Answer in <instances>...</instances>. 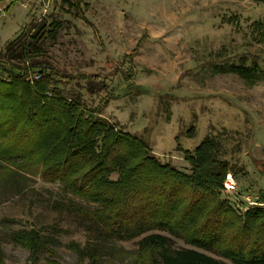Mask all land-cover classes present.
I'll return each mask as SVG.
<instances>
[{
  "label": "rangeland",
  "instance_id": "rangeland-1",
  "mask_svg": "<svg viewBox=\"0 0 264 264\" xmlns=\"http://www.w3.org/2000/svg\"><path fill=\"white\" fill-rule=\"evenodd\" d=\"M10 2L0 0V60L20 63L22 47L33 54L34 46L40 50L34 59L60 74L104 77L116 96L106 103L108 91H89L84 81L60 88L65 97L80 93L84 110L97 109L119 131L141 137L160 163L179 171L190 173V166L177 147L192 151L205 136H214L236 172L226 174L217 190L220 199L238 216L264 207V43L252 26L264 17V0H17L6 11ZM53 22L60 24L55 38L48 35ZM130 54L139 89L125 96L122 77ZM240 61L256 62L258 78L247 82L215 70ZM33 77H28L30 85ZM116 179V173L110 175ZM16 186L13 191L0 186L4 263L30 264L28 250L10 235L35 229L42 230L54 255L42 250L34 264H86L69 248L85 244L83 223L52 205L93 206L40 176H21ZM154 233L167 237L174 249L190 248L164 232ZM138 240L92 244L102 247L104 264H127Z\"/></svg>",
  "mask_w": 264,
  "mask_h": 264
},
{
  "label": "trees",
  "instance_id": "trees-1",
  "mask_svg": "<svg viewBox=\"0 0 264 264\" xmlns=\"http://www.w3.org/2000/svg\"><path fill=\"white\" fill-rule=\"evenodd\" d=\"M66 4L72 7L71 1ZM52 24L48 35L55 38L60 24ZM252 26L264 43V17ZM23 47L20 63L0 60V186L13 191L19 177L40 176L60 183L66 196L93 206L71 201L52 205L83 223L85 244L69 247L80 262L104 264L102 247L92 243L139 238L127 264H226L201 251L229 264H264V207L238 216L220 199L217 190L226 174L236 172L223 158L218 139L205 136L192 151L177 147L190 173L162 164L141 137L119 131L101 119L97 109L84 110L80 93L65 97L60 88L84 81L89 91H108L102 99L106 103L116 96L104 77L60 74L34 59L38 48L32 46L33 54H25ZM132 54L127 55L122 77L125 96L139 89L133 84ZM215 70L253 82L261 69L254 61L249 65L240 61L216 65ZM33 75L39 78L30 85L28 77ZM113 173L117 174L114 181L110 180ZM260 200L264 203L262 196ZM41 231L19 230L10 235L15 244L28 250L30 264L42 250L54 255ZM154 231L190 248L174 249L167 237ZM0 264H5L1 249Z\"/></svg>",
  "mask_w": 264,
  "mask_h": 264
},
{
  "label": "built area",
  "instance_id": "built-area-1",
  "mask_svg": "<svg viewBox=\"0 0 264 264\" xmlns=\"http://www.w3.org/2000/svg\"><path fill=\"white\" fill-rule=\"evenodd\" d=\"M35 80H37L38 78H39V75H34V77H33ZM227 183L229 184V185H233V183H232V181L230 180L229 182L227 181Z\"/></svg>",
  "mask_w": 264,
  "mask_h": 264
},
{
  "label": "water",
  "instance_id": "water-1",
  "mask_svg": "<svg viewBox=\"0 0 264 264\" xmlns=\"http://www.w3.org/2000/svg\"><path fill=\"white\" fill-rule=\"evenodd\" d=\"M262 196H263V198H264V193H263V195H262Z\"/></svg>",
  "mask_w": 264,
  "mask_h": 264
}]
</instances>
